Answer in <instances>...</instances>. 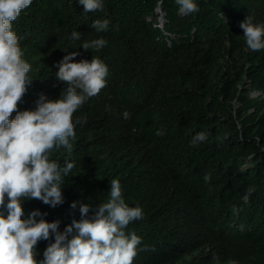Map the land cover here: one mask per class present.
<instances>
[{
    "label": "trees",
    "instance_id": "16d2710c",
    "mask_svg": "<svg viewBox=\"0 0 264 264\" xmlns=\"http://www.w3.org/2000/svg\"><path fill=\"white\" fill-rule=\"evenodd\" d=\"M194 2L199 11L187 15L176 0H103V11L85 14L78 0H32L12 22L32 79L12 119L42 93L60 97L56 73L70 52L109 70L106 86L73 113L71 157L63 147L49 154L61 167L75 162L64 203L22 199V219L39 209L63 232L81 218L73 201L107 202L118 179L128 206L143 211L125 229L142 238L133 264H264V97L251 95L264 93V49H248L240 27L248 16L264 24V0ZM97 19L109 29H92ZM99 38L101 49L81 47ZM199 132L207 140L191 146ZM48 243L38 242V261Z\"/></svg>",
    "mask_w": 264,
    "mask_h": 264
},
{
    "label": "clouds",
    "instance_id": "9594fccd",
    "mask_svg": "<svg viewBox=\"0 0 264 264\" xmlns=\"http://www.w3.org/2000/svg\"><path fill=\"white\" fill-rule=\"evenodd\" d=\"M78 2L85 14L104 8L103 0ZM31 4L32 0H0V209H6V215L0 212V264H133L142 238L134 232L126 234L125 229L130 222L142 219L143 211L139 206H128L118 179L110 181L107 202L92 206L73 201L70 207L75 210L79 204L81 218L73 219L63 232L59 230L60 220L48 222L44 219L47 213L39 209L22 219V199L39 200L52 208L64 203L62 186L75 162L65 160L61 167L50 160L49 154L53 148L63 147L71 157L70 141L76 136L73 113L87 98L100 93L106 86L109 71L97 57L75 62L78 53L70 52L58 64L57 80L65 84L60 97L49 100L42 93L34 110L17 112L14 119L10 118L32 81L27 75L31 65L22 58V37L13 30L12 22ZM176 4L183 15L199 11L194 0H176ZM109 24L108 19H97L91 28L105 32ZM240 27L248 49H264V24L253 23L248 16ZM71 38L79 40L81 34L73 31ZM104 46L103 38L81 45L85 50ZM251 95L264 97L260 90H253ZM122 115L124 119L130 118L127 111ZM156 135L163 136L165 132L158 129ZM206 140L207 134L199 132L192 137L190 145ZM210 180V174H206L205 183ZM254 191V187L247 189L242 197L245 204ZM239 210L233 206V213ZM74 230L76 234L72 235ZM40 241L49 243L43 259L38 261L36 246ZM147 249L144 246L142 250Z\"/></svg>",
    "mask_w": 264,
    "mask_h": 264
},
{
    "label": "water",
    "instance_id": "95a60500",
    "mask_svg": "<svg viewBox=\"0 0 264 264\" xmlns=\"http://www.w3.org/2000/svg\"><path fill=\"white\" fill-rule=\"evenodd\" d=\"M163 22V20H161Z\"/></svg>",
    "mask_w": 264,
    "mask_h": 264
}]
</instances>
